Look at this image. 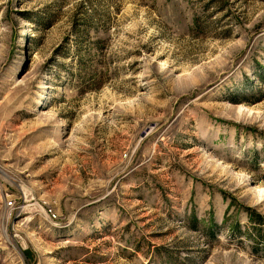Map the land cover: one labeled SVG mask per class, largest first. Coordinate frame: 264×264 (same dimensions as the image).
I'll return each instance as SVG.
<instances>
[{
    "label": "rangeland",
    "instance_id": "1",
    "mask_svg": "<svg viewBox=\"0 0 264 264\" xmlns=\"http://www.w3.org/2000/svg\"><path fill=\"white\" fill-rule=\"evenodd\" d=\"M261 236L264 0H0V264H264Z\"/></svg>",
    "mask_w": 264,
    "mask_h": 264
},
{
    "label": "trees",
    "instance_id": "2",
    "mask_svg": "<svg viewBox=\"0 0 264 264\" xmlns=\"http://www.w3.org/2000/svg\"><path fill=\"white\" fill-rule=\"evenodd\" d=\"M81 33V31H75V35H79ZM262 242L260 243V248L262 249V251H264V237L261 236Z\"/></svg>",
    "mask_w": 264,
    "mask_h": 264
}]
</instances>
